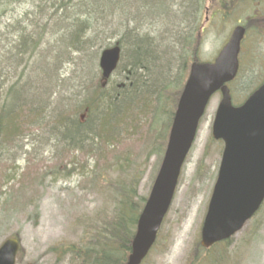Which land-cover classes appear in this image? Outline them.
I'll return each mask as SVG.
<instances>
[{
	"label": "rangeland",
	"instance_id": "obj_1",
	"mask_svg": "<svg viewBox=\"0 0 264 264\" xmlns=\"http://www.w3.org/2000/svg\"><path fill=\"white\" fill-rule=\"evenodd\" d=\"M117 3L134 15L129 29H140L156 38L161 58L171 60L174 73L171 68L159 69L160 81L171 80L183 63L187 76L194 57L205 62L207 58L202 56L217 49L218 36L207 35L199 51L189 42L190 0H118ZM60 4L64 7H59ZM109 4L106 0H0V95H4L0 100L3 103L8 88L22 78L17 110H11L8 115L0 110V126L10 121L15 127L9 136L0 133V244L11 236L19 239L21 252L16 264H75L70 256H62L61 249L78 244L87 232L91 233L102 211L113 208L111 198L117 189L130 177L138 176L136 195L146 199L160 165L165 146L159 155L156 149L160 144L156 140L161 141L159 123L166 116L159 112L157 122L153 102L146 103L149 104L146 107L155 122L154 132L149 130V120L144 124L137 120L132 129L119 137H104L93 143L94 147L83 150L81 140L67 139L65 142L69 144L60 146L47 140L49 133L42 128L44 122H51L48 114L53 108L65 111L63 119L78 118L75 111L83 105L78 95L85 92L89 80L91 85L93 81L99 82L100 47L113 45L124 32L117 16L107 18L104 14L103 10H111ZM85 7L92 12L88 15L92 17L88 28L92 31L93 43L89 58L70 51L69 62L57 65L60 66L58 72L52 73L51 56L67 22L57 25L62 19L71 21L79 17L78 9ZM136 8L142 19L135 17ZM52 15L56 16L54 20H50ZM129 18L132 17L129 15ZM36 22L40 27L51 23L52 31L45 34L40 48L36 49L42 59L49 56L45 60L50 66L48 73H37L38 56L32 57L26 65L37 38L32 35L33 43L22 44V41L28 33L33 34ZM181 31H187V35H181ZM89 32L85 29L79 40ZM18 43L21 44L19 54L15 49ZM120 84L118 74L114 73L110 86ZM38 85L39 103H43L40 109L36 103ZM168 90L171 92V87ZM170 92H165L164 96L169 98ZM11 96L8 105L13 107ZM243 97L244 94L233 92V100ZM219 100L217 95L212 98L200 120L170 208L143 264H264V206L228 243L218 244L210 251L200 246V229L222 152V145L211 139ZM38 117L43 118L39 125ZM87 128L91 133L93 123ZM11 198V202L16 203L14 208L7 206Z\"/></svg>",
	"mask_w": 264,
	"mask_h": 264
},
{
	"label": "trees",
	"instance_id": "obj_2",
	"mask_svg": "<svg viewBox=\"0 0 264 264\" xmlns=\"http://www.w3.org/2000/svg\"><path fill=\"white\" fill-rule=\"evenodd\" d=\"M106 1L110 2L111 10H103L104 14H106L107 18L117 16L120 21L119 25L124 29L121 37L116 42L121 49V57L119 65L114 72L118 74L121 84L110 86V80L105 88H101L98 82L95 83L93 81L91 85V80H89L86 83L87 85H85V92L80 94V96L78 95L81 98L80 101L83 102L81 108L75 111L78 114V118L74 116L70 117V119H63L65 111L62 112V109L57 111L53 108L51 113L48 114L52 123L44 122L42 128H45L49 133L47 140H53L59 146L61 144H69L65 142L67 139L71 141L81 140L84 142L80 147L83 150L85 147H94L95 145L93 143L102 141L104 137H119L121 134L126 133L128 129H132L133 124L137 120L139 123L142 121L143 124L149 120V130L154 132L153 125L155 122L151 120L146 107L149 106L146 103L153 102L152 109L153 114L157 117V122L159 112H162V115L166 116L159 123L158 135L161 137L162 142L160 138L156 140L160 144V148L156 149V151L161 155L166 145V137L170 128L173 112L186 79V74L182 69V65H185V63L175 71L171 80L160 81V77L158 76L161 75L159 69L171 68L173 73L174 71L171 60L163 59L159 55L158 49L160 44L157 43V39L149 37L147 34L141 32L140 29H129L128 25L134 21V15L129 13V9L120 6L117 3L118 0ZM59 7L63 8L64 6L60 4ZM78 11H80L79 17H74L71 21H67L68 18H64L65 20L62 19L63 21L56 19V21H60L57 26L63 25L65 21L67 23L64 25L65 29L61 41H59L53 51L54 54L51 56L52 73L58 72L60 66L57 65H61L63 62H69L70 51L89 58L88 52L91 50L93 43L91 42L92 31L88 28L89 20L92 17L88 15H92V12L91 10H86V7L79 8ZM148 11L151 12L149 7ZM139 12L140 10L136 8L135 17L139 16L142 19L143 16H140ZM129 15L132 18H129ZM152 15L149 16L153 18ZM55 17V15H52L50 20H54ZM50 26L51 23H48L40 27L39 23L36 22V29L35 25L33 27V34L30 32L23 38L22 44L23 42L33 43V37L37 38V45L31 49V52H33L27 57L26 65L32 57L38 56L39 53H36V49L37 47L40 48L45 34L48 31H52L50 30ZM85 29H87V32L90 31L88 36L83 40H79L80 34ZM182 34L186 35L187 33L181 31ZM110 46L112 45L101 46L99 50ZM15 49L18 54L21 53V44H16ZM161 53L169 56L166 51H162ZM48 59L49 56H45L43 59L38 56V74L42 71L44 73L50 71L48 62H45ZM16 81L18 82L6 91L8 93L7 96L5 95L4 103L2 101L4 95H0V99H2L0 100V110L4 115H8L11 110L12 112L17 110L16 101L21 98L19 84L22 78ZM170 87L172 89L171 92L168 90ZM38 88L39 85L37 87L36 103L38 109H40L43 103H39L41 91ZM165 92H170L171 96L166 98L164 96ZM10 95L12 96L9 100H11L13 107L8 105ZM140 108L143 109L140 111ZM80 115H84L83 121H80ZM42 119L38 117L36 123L39 125ZM89 123H93L94 127L91 133L87 132ZM14 128L10 121L6 125L4 122L0 126V133L4 132L9 136L14 132ZM21 128L22 132L23 127ZM37 142L41 143L38 140ZM86 153L89 152L86 151ZM137 181L138 176H132L127 183H122L115 195L111 198L113 208L102 211V214L93 224L91 233L87 232L85 238L81 239L78 244L61 249L62 256H70L72 262H76L75 264H126L130 254V246L135 233L137 218L146 200L144 197H137L136 195ZM11 200L12 198L10 202H7V206L14 208L16 203L11 202Z\"/></svg>",
	"mask_w": 264,
	"mask_h": 264
},
{
	"label": "water",
	"instance_id": "obj_3",
	"mask_svg": "<svg viewBox=\"0 0 264 264\" xmlns=\"http://www.w3.org/2000/svg\"><path fill=\"white\" fill-rule=\"evenodd\" d=\"M239 41V40H238ZM238 41L229 43L213 64H192L179 96L167 145L149 195L136 222L126 264H141L155 242L171 204L182 165L195 140L198 123L211 96L221 99L211 137L223 143L213 192L200 231V245L209 248L229 239L264 200V84L239 107H233L225 84L236 73ZM117 45L99 56L101 87L119 62ZM16 238L0 246V264H15Z\"/></svg>",
	"mask_w": 264,
	"mask_h": 264
},
{
	"label": "flooded vegetation",
	"instance_id": "obj_4",
	"mask_svg": "<svg viewBox=\"0 0 264 264\" xmlns=\"http://www.w3.org/2000/svg\"><path fill=\"white\" fill-rule=\"evenodd\" d=\"M190 3L188 37L195 50H200L207 35L219 37L217 49L202 56L207 58L205 63H213L229 43L239 40L236 75L226 84L232 105L239 106L264 83V0H190ZM234 91L244 97L233 100ZM215 95L220 97V92ZM263 206L264 201L259 211Z\"/></svg>",
	"mask_w": 264,
	"mask_h": 264
}]
</instances>
